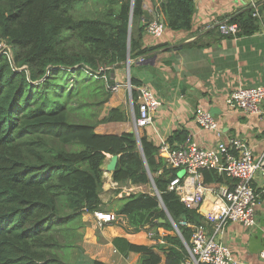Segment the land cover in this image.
I'll use <instances>...</instances> for the list:
<instances>
[{
	"label": "trees",
	"instance_id": "obj_1",
	"mask_svg": "<svg viewBox=\"0 0 264 264\" xmlns=\"http://www.w3.org/2000/svg\"><path fill=\"white\" fill-rule=\"evenodd\" d=\"M144 1L133 0L128 46L131 0H0V40L13 52L12 64L0 54V264H104L86 258L77 242L82 214L101 210L107 155L118 157L111 178L119 186H147L153 180L180 234L153 190L130 193L120 199L111 225L123 222L132 231L159 227L172 235L163 236L167 248L128 244V250L140 254L139 264H160L162 259L180 264L187 258L191 229L179 221L199 225L204 217L167 190L178 170L166 168L142 129L145 163L133 133L94 131L100 123L125 120L119 108L101 113L111 96L110 74L125 66L127 51L129 59L144 52L136 51L135 39V33L144 31L137 28ZM259 1L261 12L264 0ZM88 2L95 8H87ZM76 4L83 5L74 8ZM155 13L165 28L188 30L193 0H163ZM228 21L237 25L240 36L258 28L250 8ZM129 82L137 116L138 83L132 77ZM201 175L206 187L232 184L212 170Z\"/></svg>",
	"mask_w": 264,
	"mask_h": 264
},
{
	"label": "crops",
	"instance_id": "obj_2",
	"mask_svg": "<svg viewBox=\"0 0 264 264\" xmlns=\"http://www.w3.org/2000/svg\"><path fill=\"white\" fill-rule=\"evenodd\" d=\"M162 1H144L143 7L149 13V20L154 18L155 8ZM254 2L259 11L262 7L259 0H193L190 29L172 31L165 28L158 38L146 34L145 30L135 33L136 51L144 52L130 59L129 75L126 66L116 68L110 74L112 81L121 86L111 93L101 113L104 116L108 110L119 108L125 120L100 123L94 131L102 135H120L133 129L136 116L124 86L128 76L137 81V86L148 87L161 102L152 123L142 129L154 146L166 141L174 147L189 136L197 145L206 147L219 140L239 136L250 144L253 157L258 158L264 149V117L243 114L225 101L229 92L239 86H264V9L259 11L257 31L250 36L237 34L224 37L217 29L219 22L228 21L232 15L250 8ZM197 107L208 111L217 121V133L207 132L196 125L193 114ZM109 158L107 155L103 167ZM111 175L103 170L107 182L105 188L111 187L110 193L116 194L114 198L118 200V205L115 208L106 207L108 194L100 195L103 208L99 211L115 214L122 203L120 199L140 190L141 186L128 185L129 194L116 192L118 188L113 189ZM262 183L264 180L256 173L253 187L257 193ZM207 205L206 202L201 212H205ZM92 214H82L84 227L80 247L86 258L104 264H139L140 254L129 251L128 244L148 247L157 244L167 248L163 236L172 235L171 231L159 227L155 232L150 231L151 228L132 231L123 222L105 224L97 230ZM255 221V226L251 228L235 222L228 223L219 234L220 242L230 250L238 264H264L259 255L264 249V195L260 193L255 206ZM206 227L211 229L209 223ZM115 238H122L127 244L124 241L115 244ZM160 264H164V259Z\"/></svg>",
	"mask_w": 264,
	"mask_h": 264
},
{
	"label": "built area",
	"instance_id": "obj_3",
	"mask_svg": "<svg viewBox=\"0 0 264 264\" xmlns=\"http://www.w3.org/2000/svg\"><path fill=\"white\" fill-rule=\"evenodd\" d=\"M250 9L252 17L259 20L257 3H251ZM217 29L224 37L238 33L237 25L227 20L219 22ZM144 30L146 34L158 38L163 34L165 26L160 16L155 14ZM2 44L4 43L0 41V54L5 55L12 64V50L7 43V46ZM120 86L121 84L113 82L108 88L113 93ZM124 86L133 108L132 87L128 76ZM135 90L137 116L134 126L139 130L152 123V117L161 102L146 86H136ZM225 102L243 114L264 117V86L237 87L229 92ZM193 120L202 130L218 132L217 121L201 107L195 109ZM156 147L166 168L178 170V176L169 181L167 190L173 192L186 208L198 210L204 217L205 223L199 225L179 221L180 226L191 229L189 244L185 246L188 256L180 264H238L230 250L220 242L219 234L231 222L239 223L245 228L255 226V206L259 193L264 195V184H261L257 193L253 180L256 173L264 180V149L258 158H254L250 144L239 136L230 137L226 141L219 140L206 147L197 145L186 136L174 147L166 141H161ZM203 170H212L218 176L229 179L232 184H222L219 188L206 187L201 175ZM111 185L119 188L115 182ZM120 193L129 194L130 190L124 188ZM206 202L207 209L203 213L201 208ZM93 217L100 227L115 220L114 213L105 211H94ZM206 223L210 224L211 229H207ZM171 225L177 228L175 223ZM259 255L264 260V249Z\"/></svg>",
	"mask_w": 264,
	"mask_h": 264
},
{
	"label": "water",
	"instance_id": "obj_4",
	"mask_svg": "<svg viewBox=\"0 0 264 264\" xmlns=\"http://www.w3.org/2000/svg\"><path fill=\"white\" fill-rule=\"evenodd\" d=\"M132 6H133V0H131V2H130V12H129V21H128V41H127L128 46H129V36H130L131 26H132ZM148 22H149V13H148L147 10H144V11H143V14H142V18H141V20L138 22V28H139V29L144 28V27L148 24ZM129 63H130L129 53H128V51H127V59H126V61H125V66H126V69H127V72H128L127 74H128V75H129V71H128V70H129ZM132 110H133V108H132ZM130 132L133 133L134 136H135V138H136V142H137L138 150H139L140 155H141V157H142V159H143V161H144V163H145L144 155H143V153H142L141 144H140V140H139V133H138L139 131H138L137 128L134 126L133 129H132ZM117 160H118V157H117V156H110L109 160L107 161V163H106L105 166H104V171H105L106 173H111V174H112L113 171H114L115 168H116ZM111 179H112V178H111ZM150 181H151V185H152L153 191H154L155 194L157 195V197H158V199H159V202H160V205H161V207L163 208V210H164V212H165L167 218L171 221L172 224H174V222L172 221L170 215L168 214L167 210L165 209V207H164V205H163V203H162V201H161V199H160V196H159V194H158V192H157V190H156V188H155V186H154L153 180L150 179ZM159 221H163V220H159ZM173 229H174L175 233L178 234V235L180 236L179 231H178V229L175 227V225H173ZM185 246H186V244H185Z\"/></svg>",
	"mask_w": 264,
	"mask_h": 264
},
{
	"label": "rangeland",
	"instance_id": "obj_5",
	"mask_svg": "<svg viewBox=\"0 0 264 264\" xmlns=\"http://www.w3.org/2000/svg\"><path fill=\"white\" fill-rule=\"evenodd\" d=\"M88 5H85V6H87V8L88 7H90V9H93V8H95L93 5H92V3H90V2H88L87 3ZM83 4H76L75 6H74V8L75 7H80V6H82ZM75 11H77V9L75 10ZM72 13H73V11H72ZM74 14V16H77V12L76 13H73ZM2 43H4L6 46H7V44L5 43V41L4 40H0ZM4 44H2V45H4ZM11 53H12V57H13V52L11 51ZM240 87V86H239ZM107 163V162H106ZM103 170H104V167H103ZM102 178H103V184H102V187H101V191L99 192V198H100V195L101 196H103L104 194L106 195V194H108L107 196H106V198L107 199H109V200H107L106 202V207H108V208H115L117 205H118V200L116 199V198H114V195H116V194H111L110 192H112V189H110L111 187H106L105 188V186H106V180H105V178L102 176ZM108 185V184H107ZM128 187V184H123L122 186H119V191H121L120 189H124V188H127ZM114 189V188H113ZM117 189V188H116ZM117 189V190H118ZM151 190H153V188H152V185H151V183L149 184V185H147V186H141V189L140 190H135L134 192L135 193H138V192H146V193H149V192H151ZM118 192V191H117ZM101 200V199H100ZM103 207L101 206V209H102ZM93 215V214H92ZM167 220L171 223V221L167 218ZM81 225H80V228H78V232H79V234H81L80 235V238L78 239V242H77V245L78 246H80V244H81V242H82V238H83V235H82V228L84 227V221H83V219H82V216H81ZM158 222H163V221H159L158 220ZM95 226H96V229L97 230H99L101 227L98 225V223L95 221ZM157 230V228H155V227H153V228H151V230L150 231H152V232H155ZM97 235H98V231H97Z\"/></svg>",
	"mask_w": 264,
	"mask_h": 264
}]
</instances>
